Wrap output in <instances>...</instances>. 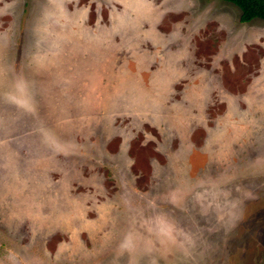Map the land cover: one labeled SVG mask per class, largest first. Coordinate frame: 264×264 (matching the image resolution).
<instances>
[{
  "label": "rangeland",
  "instance_id": "374dc122",
  "mask_svg": "<svg viewBox=\"0 0 264 264\" xmlns=\"http://www.w3.org/2000/svg\"><path fill=\"white\" fill-rule=\"evenodd\" d=\"M0 264H264V20L0 0Z\"/></svg>",
  "mask_w": 264,
  "mask_h": 264
},
{
  "label": "trees",
  "instance_id": "16d2710c",
  "mask_svg": "<svg viewBox=\"0 0 264 264\" xmlns=\"http://www.w3.org/2000/svg\"><path fill=\"white\" fill-rule=\"evenodd\" d=\"M240 9V21L250 22L254 19L264 20V0H223Z\"/></svg>",
  "mask_w": 264,
  "mask_h": 264
}]
</instances>
